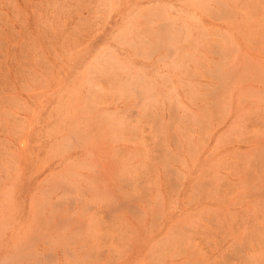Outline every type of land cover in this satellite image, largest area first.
I'll use <instances>...</instances> for the list:
<instances>
[{
  "label": "rangeland",
  "instance_id": "1",
  "mask_svg": "<svg viewBox=\"0 0 264 264\" xmlns=\"http://www.w3.org/2000/svg\"><path fill=\"white\" fill-rule=\"evenodd\" d=\"M0 264H264V0H0Z\"/></svg>",
  "mask_w": 264,
  "mask_h": 264
},
{
  "label": "bare ground",
  "instance_id": "2",
  "mask_svg": "<svg viewBox=\"0 0 264 264\" xmlns=\"http://www.w3.org/2000/svg\"><path fill=\"white\" fill-rule=\"evenodd\" d=\"M162 3V2H161ZM162 6H163V4H162ZM164 7V6H163ZM102 52V51H101ZM99 55V54H98ZM102 57V56H101ZM100 58V57H99ZM175 172H177V171H175ZM174 173V172H173ZM175 175H177V174H175ZM42 189V188H41ZM40 189V190H41ZM40 192V191H39ZM35 198H37V197H35ZM36 200V199H35ZM37 201H38V199H37ZM38 204V203H37ZM36 207H37V205H36Z\"/></svg>",
  "mask_w": 264,
  "mask_h": 264
}]
</instances>
